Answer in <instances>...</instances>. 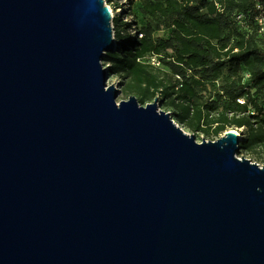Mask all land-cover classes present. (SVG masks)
<instances>
[{"label":"water","instance_id":"water-1","mask_svg":"<svg viewBox=\"0 0 264 264\" xmlns=\"http://www.w3.org/2000/svg\"><path fill=\"white\" fill-rule=\"evenodd\" d=\"M103 0H0V264H264V165L107 86Z\"/></svg>","mask_w":264,"mask_h":264},{"label":"trees","instance_id":"trees-1","mask_svg":"<svg viewBox=\"0 0 264 264\" xmlns=\"http://www.w3.org/2000/svg\"><path fill=\"white\" fill-rule=\"evenodd\" d=\"M141 1L143 12L171 34L153 39L152 29L114 18L116 47L102 58L109 72L121 75L138 103L157 99L192 133L216 140L242 130L240 150L264 162V36L254 22L264 0Z\"/></svg>","mask_w":264,"mask_h":264},{"label":"rangeland","instance_id":"rangeland-1","mask_svg":"<svg viewBox=\"0 0 264 264\" xmlns=\"http://www.w3.org/2000/svg\"><path fill=\"white\" fill-rule=\"evenodd\" d=\"M105 4L109 7L110 13H111V21H112V27H113V35H115L114 26H113V19L114 18H120L122 22H128L132 26V28H137L141 30L142 28H148L152 29V37L153 39L156 38H163L167 39L171 31L169 28L165 27L160 23L159 20L155 21L151 19L150 16L146 15L143 10V3L141 0H103ZM134 32H128L127 33V39L130 40L133 36ZM116 42V41H115ZM102 67L107 68L109 73V78L107 81V86L114 85L118 89H120V95L117 98V103L121 100H127L129 96H134L136 98V95L134 93H130L128 91H125L124 85L125 80L122 79L121 75L118 73H112L109 72L111 68V64L106 63L105 61H101ZM142 106H145L144 104H140ZM159 110L171 113L172 111L168 109L164 103L158 102ZM170 110V111H169ZM177 120H174L177 126L183 129L187 134H192L195 136L197 143H200L203 140L209 141L212 140V138L206 135H203L201 133H192L186 126L181 125L180 123L176 122ZM232 129V128H231ZM236 131L235 129H232ZM237 157L240 159L245 158L250 160L253 163L258 164L259 166H263L264 162L257 159V156L254 154H250L249 152H245L243 150L239 149V152L237 153Z\"/></svg>","mask_w":264,"mask_h":264},{"label":"built area","instance_id":"built-area-1","mask_svg":"<svg viewBox=\"0 0 264 264\" xmlns=\"http://www.w3.org/2000/svg\"><path fill=\"white\" fill-rule=\"evenodd\" d=\"M256 15L254 17V22L257 24L258 26V32L264 36V2L262 4H258L256 6ZM236 21H238L241 24H244L245 22V18L243 17L242 14H237L235 16ZM150 63L151 65L155 66V67H159L160 66V62L158 61L156 56H152L150 59ZM248 77V76H246ZM239 103L243 104V100H238ZM236 132L241 136V132L242 130H236Z\"/></svg>","mask_w":264,"mask_h":264}]
</instances>
